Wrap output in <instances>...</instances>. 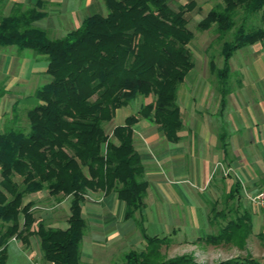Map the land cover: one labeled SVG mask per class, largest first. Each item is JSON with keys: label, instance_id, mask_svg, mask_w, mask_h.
Listing matches in <instances>:
<instances>
[{"label": "trees", "instance_id": "trees-1", "mask_svg": "<svg viewBox=\"0 0 264 264\" xmlns=\"http://www.w3.org/2000/svg\"><path fill=\"white\" fill-rule=\"evenodd\" d=\"M100 1L105 15L84 17L60 38H50L34 26L45 16L35 6L22 9L14 3L6 16L0 15V46L44 56L49 76L33 94L37 103L25 113L26 129L9 126L0 132V223L6 224L0 233V264H5L6 240L14 237L26 244L31 235L37 238L43 261L82 264L80 206L87 191L113 192L122 203V220H132L145 241L143 251L130 250L123 256L124 264H199L187 254L162 258L158 247L168 238L144 232L147 182L131 140L132 126L139 118L157 125L167 141L178 140L176 91L192 67L187 48L192 34L186 29L184 13L195 3L188 0L174 11L167 0ZM256 15L261 25L247 26ZM210 28L215 40L230 36L220 41V67L208 61L222 107L230 92L232 53L264 39V0H220L196 24L198 31ZM136 96L152 100L140 106L137 116L126 117L105 134L102 126L112 119L114 110ZM221 147L225 153L223 143ZM221 179L231 180L222 200L234 216L213 211V217L218 215L224 224L215 234L197 239L212 246L230 243L240 248L251 231L250 216L245 208L236 212L241 207L239 183L231 175ZM258 184L264 190V177ZM37 192L69 197L64 229L35 221L31 203L22 204L26 195ZM258 237L264 242V233ZM214 264L264 261L234 257Z\"/></svg>", "mask_w": 264, "mask_h": 264}, {"label": "crops", "instance_id": "crops-1", "mask_svg": "<svg viewBox=\"0 0 264 264\" xmlns=\"http://www.w3.org/2000/svg\"><path fill=\"white\" fill-rule=\"evenodd\" d=\"M76 1L88 13L97 8L100 10L98 0ZM14 3H18L22 9L35 6L44 11L45 16L33 24L45 30L47 35L64 34L72 26V11L67 9L69 0H0V15L6 16ZM245 47L250 48L252 56L243 71L247 83L238 80L239 84L236 81L232 86L229 84L230 92L222 107L216 83L207 77L208 65L202 57L194 58L197 66L192 62V67L176 91L181 122L176 142L167 141L157 125L144 119L139 118L132 126V146L147 182L143 199L144 232L147 224L170 227L167 219L170 217L164 216L163 208L168 203L178 205L173 211L172 234L181 230L186 219V225L194 230L192 232L196 239L206 235H195V230L205 232L204 226L209 225L205 204L208 201L218 204L220 195L227 192L231 183L230 179L223 180L218 172L213 171L216 163L231 168V177L239 183L240 190L253 191L264 177V80L259 70L264 55V39ZM38 56L28 49L0 46V132L6 127L16 126V112L28 104L25 102L28 97L34 98L35 90L41 86L38 85L42 81L39 75L45 73L46 60L40 61ZM235 68L233 65L231 71ZM133 100L136 104L128 114L125 109ZM151 100V96H136L127 105L115 109L110 121L116 119L115 126L122 125L126 117L137 116L140 106ZM221 143L224 144L225 153ZM68 200L69 197H63L55 201L46 192H37L26 196L24 204L32 203L31 211L53 203L49 208H42L43 213L49 215L47 212L56 207L62 210V204H66L68 209ZM241 205L245 209L252 208L247 203ZM80 214L82 218H89L90 232L84 242L81 238L86 250L104 246L113 237V242H121L136 230L132 220H122V203L113 192L103 195L99 191H87ZM67 216L64 215L65 222ZM96 234L102 239L93 237ZM11 238L14 240V237Z\"/></svg>", "mask_w": 264, "mask_h": 264}, {"label": "rangeland", "instance_id": "rangeland-1", "mask_svg": "<svg viewBox=\"0 0 264 264\" xmlns=\"http://www.w3.org/2000/svg\"><path fill=\"white\" fill-rule=\"evenodd\" d=\"M188 0H167V5L170 9L176 10L179 5L185 4ZM195 6L192 10L185 12L184 17L186 19V29L192 34L191 40L187 44V48L191 54V59L196 67V62L194 58L198 57L203 58L206 64L208 65V61H211L216 68H219L221 65V58L219 56V46L220 41L222 40H229V34H226L222 37L221 40H215L216 34L213 31V28L205 31H198L196 29L197 21L204 17L207 10H209L214 5L220 3V0H193ZM100 4V10L95 9L93 12L88 13L86 10L80 8L79 3L76 0H69L67 5V9L72 11L73 21L71 28L68 30L74 29L79 25L80 20L83 17H86L91 14H100L105 13V8L100 0H98ZM74 9V10H73ZM236 24L238 25L239 22L237 21ZM247 26L258 27L260 26V22L258 21V16H254L253 18L249 19L246 23ZM67 30V31H68ZM66 31V30H65ZM233 29L231 30V32ZM63 33V32H62ZM53 35L48 33L50 38H60L63 34ZM202 51V52H201ZM198 52V53H197ZM250 54L249 47H243L238 50H235L232 53V56L229 59V66L235 65V69L231 71L230 67V77L228 80V84L231 86L234 84L236 80H241V83L246 84V78L244 76V67L250 63L252 60ZM39 60H45L44 56H38ZM248 62V63H247ZM262 65L260 66V73L261 78L264 80V55L263 59L261 60ZM41 82H39V86L44 84L46 81H49V76L46 73H41L39 75ZM208 79L211 82H215L213 75L209 72L207 74ZM29 84V83H28ZM33 85V84H32ZM34 100V104H33ZM32 101V102H31ZM26 106L24 108L19 109L15 116L17 120L16 126L21 127L22 129H26V119H25V112L27 109L33 107L37 100L33 97H28L25 101ZM135 100L130 102L128 108H126V112L129 114L131 113L133 107L135 106ZM130 108V109H129ZM116 119L112 121L106 122L103 124L102 128L105 134L110 133V129L115 126ZM103 151V145L101 147ZM18 180L17 178H15ZM261 189L263 188H255ZM254 189V190H255ZM264 191V190H263ZM31 194L26 195L29 197ZM22 200V204H24L25 198ZM222 195H220L218 204L213 205L212 202H206V211L208 214L209 225H205V232L203 230H195V235L207 233V234H215L218 229L224 224L222 219L218 215L213 217V211H225V216L233 217L234 213L227 212V207L225 203L223 204ZM63 196H58L54 198V200H60ZM51 204H45L42 208H49L52 206ZM192 204L194 209L195 205ZM227 204V203H226ZM241 204H246L245 201L241 200ZM32 206V203H31ZM178 205H171L165 203L163 208H165L164 216L170 217L168 219V223L170 227L167 226H150L149 224L145 227V233L147 235H157V236H167V242L162 243L158 247V252L162 256V258H172L174 256H179L182 254L190 255L193 258V261L199 264H214L219 261L227 260L234 257H247L258 262L264 261V242L262 239L258 237L259 233H264V212L259 210L250 208L246 209L250 216V224H251V231L250 234L243 240L242 247L238 248L233 244H221L217 246H212L204 243L201 240L196 239V236L193 235L194 231L189 225H186L187 220L184 219L183 224L181 226V230H176L175 234H172L170 231L172 230V218L174 216L173 211L177 208ZM201 207V205H199ZM234 206V205H233ZM241 207L236 208L238 214L241 213L243 210L242 205ZM31 208V207H30ZM42 208L36 207L34 210H31L33 219L35 221H41L44 225L52 227V228H59L64 229L66 227V222L63 220L64 215H68V209L66 204H62V210L59 207L54 208V210L48 211L49 215L43 213ZM212 208V209H211ZM201 209V208H200ZM185 215H187V211L183 209ZM184 215V213H182ZM203 214V213H202ZM84 230L82 239L83 242L85 241V237L87 236L88 232H90V224L89 218L84 217ZM20 220V218H19ZM115 229L117 228L116 222H114ZM6 224L0 223V233L4 231ZM136 230L134 233L128 235L127 239H123L121 242H113V240H107L104 246H100L98 248L91 247V249H85L84 243L80 245V262L82 264H124L123 256L130 250L135 252H141L144 250L145 241L142 239L140 232L136 224L134 223ZM184 234V235H183ZM175 235V236H173ZM84 236V237H83ZM93 237H97V239L101 240L102 236L96 234ZM103 241V240H102ZM1 249V246H0ZM89 253V256L87 255ZM4 258L5 264H49V262H45L41 258L40 250L38 247L37 238L34 235L27 237V243H22L17 238H9L6 240L4 244Z\"/></svg>", "mask_w": 264, "mask_h": 264}, {"label": "built area", "instance_id": "built-area-1", "mask_svg": "<svg viewBox=\"0 0 264 264\" xmlns=\"http://www.w3.org/2000/svg\"><path fill=\"white\" fill-rule=\"evenodd\" d=\"M213 171H216L220 174L221 177H227L233 172L231 168L224 166L222 163H216L214 165ZM241 200L245 201L252 208L264 212V191L261 189H255L253 191L246 190L241 188ZM49 264H53L49 262Z\"/></svg>", "mask_w": 264, "mask_h": 264}]
</instances>
